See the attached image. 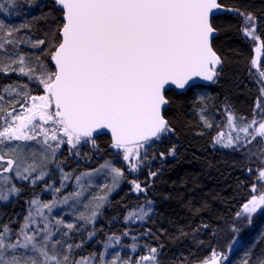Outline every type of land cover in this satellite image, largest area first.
Segmentation results:
<instances>
[{"label": "trees", "instance_id": "obj_1", "mask_svg": "<svg viewBox=\"0 0 264 264\" xmlns=\"http://www.w3.org/2000/svg\"><path fill=\"white\" fill-rule=\"evenodd\" d=\"M16 2H20L19 17L8 24L21 35L19 48L30 55L32 51L29 52L31 46L28 45L37 47L35 56L38 62L54 71L51 52L60 39L63 24L61 6L56 0ZM219 3L224 11L211 18L216 31L212 47L220 58L214 79L208 85H194L184 92L173 89L165 92L168 102L163 116L171 130L161 133L159 139L143 142L149 145L141 154L142 162L139 160L134 175L126 172L124 165L119 167L127 179L112 193L108 205L102 210V218L93 226L97 229L92 237L94 242L89 239L87 228L79 224L67 232L65 246L69 249L66 254L70 255L67 258L73 264L76 258L99 255L103 242L112 235L122 236L121 242L125 247L132 242L139 244V252L136 251L131 258L136 261L140 257L137 264H200L220 253L221 264H264V205L252 215L243 212L245 204L264 193V179L259 177L260 171L264 170V154L258 149L262 139L255 136L251 128L249 132L247 130V138L238 145L229 147L214 138L228 126L225 114L244 128L256 118H264V75L261 74L264 73V0H219ZM244 16L256 20V34L260 41L257 70L252 68L254 46L242 31ZM40 40L45 43L38 44ZM4 67L5 64L0 62V88L16 83L19 78L17 72L5 71ZM250 75L251 78L256 76L255 80ZM221 124L227 125L221 128ZM252 137V142L247 144ZM111 144L106 133L85 140L84 145H88L85 157L90 156L91 159L87 165L92 164L89 168L100 164L102 158L110 159L111 154L118 153ZM249 146H258L260 152ZM251 158L256 164L260 161V166L255 165ZM251 172L257 175L254 174L253 178ZM131 178L142 185L141 192L134 193L128 186ZM40 187L22 183L17 196L8 203H0V230L7 228L9 235L6 240L16 237L29 200L40 192ZM146 204L151 205V211L141 223L132 225L126 222L131 210ZM124 232L136 238L123 237Z\"/></svg>", "mask_w": 264, "mask_h": 264}, {"label": "snow or ice", "instance_id": "obj_2", "mask_svg": "<svg viewBox=\"0 0 264 264\" xmlns=\"http://www.w3.org/2000/svg\"><path fill=\"white\" fill-rule=\"evenodd\" d=\"M56 3L63 10L64 22L60 39L51 52L55 71L41 65L39 83L47 95L31 97L28 115L14 116L19 124L13 126L6 121L7 126L0 131V143L34 139L23 129L39 117L41 121L59 125L69 142L90 138L98 129H110L114 147L123 148L127 160L140 141L159 139L161 133L171 130L161 116V106L167 103L163 95L165 85L184 88L194 76L212 80L215 73L209 66L220 63L209 40L214 31L209 13L220 7L217 0H56ZM53 104L55 111H48ZM36 127L39 126L33 125ZM40 131L47 140V130ZM257 134L264 137V123ZM51 139L56 140V135ZM5 156L6 153L0 154V162L5 161ZM6 164L4 171L13 169L12 159ZM259 177L264 179V170ZM261 205L264 195L245 204L244 211L255 212ZM32 239L25 236L26 241ZM17 246L6 245L0 235V250ZM42 254L47 255L43 251ZM0 264L18 262L0 260ZM211 264H217L215 257Z\"/></svg>", "mask_w": 264, "mask_h": 264}, {"label": "rangeland", "instance_id": "obj_3", "mask_svg": "<svg viewBox=\"0 0 264 264\" xmlns=\"http://www.w3.org/2000/svg\"><path fill=\"white\" fill-rule=\"evenodd\" d=\"M16 1L17 0H0V5H2V7H0V62L5 64V71H15L19 77L16 83L0 88L1 131L7 126L6 121L12 123L13 126L20 123L19 120H14V116L28 115L27 109L30 108L33 103L31 97L44 95L46 93L44 86L39 83L41 65L44 64L38 62L35 56L37 47L35 48L32 45H28L31 46L29 47V52L32 51V53H30V55L23 53L22 49L19 48L20 44H18L21 43L19 42L21 37L20 33L14 31V27H10L8 24L9 21L19 17L18 13L21 7L19 6L20 2ZM24 1L25 0H23V2ZM248 17L251 16H244L242 31L244 37L249 39L254 46L253 62L255 61V63H252V68L257 70L260 60V47H257L256 20L253 17L249 20ZM10 40H12V42L8 43ZM21 68H23V72L20 71ZM48 70L52 71L50 68ZM259 77H261V75H259ZM21 78H23V82ZM3 99L7 100L4 101ZM6 102L11 104H9L10 107L7 106L8 104ZM36 103H39V101H36ZM225 115L228 126L225 131L222 130L218 133L215 139H218L220 143L229 147L241 144L243 140L247 138V131H241L244 127L239 123H235L232 117L227 114ZM254 121V124L251 122V124H245V127L248 132L250 128L253 129L255 132L254 135L259 136L257 134V129L260 124L264 123V118L258 117ZM227 124H225V126ZM33 125H38L39 127L34 129ZM41 128L47 130V140L40 131ZM59 129V125L53 124L52 122L41 121L39 117H37L32 125L23 129L25 134L34 136V139L11 140L0 143V154L6 153L5 161L0 162V164L3 165V167H0V203L2 202L1 204H4L5 201V203H7V201L17 196L20 192V184L22 183H27L29 186L41 185L40 192L33 194L29 200L26 210L27 213L25 214L26 217L24 216L26 220L23 217L21 222L22 226L16 234V237L11 241L6 240L9 234L5 232V229L0 230V235L3 236L6 245L9 243L18 245L16 248L0 250V260L2 261L10 262L15 260L18 264H33V261L35 264H57V261H59V264H73V261H68V258L65 260V257H70V255L66 254L69 248L65 246L67 232L72 230V228L67 226L71 224L74 227L80 223L79 225H84L88 231L90 230L88 234L90 233L89 238H92L94 235V228H90V225L93 227V225L99 221L103 208L109 203L108 199H110L112 193L116 191L115 189H118L121 182L124 181V170L122 169V171L119 167L124 165L126 172H130L131 175H134V172L139 166V160L142 162V157L140 156L144 151L146 152V148L149 145L148 143H140L134 148L133 153L127 160L124 158L125 151L123 149L121 152L111 154V160L102 158L105 163L103 164L101 161V165L97 164V168L96 165L93 168H89L92 164L87 165L90 163L91 159L89 158L90 156L85 157L86 147L88 146L84 145L86 139L81 138L78 142L73 139L70 143L68 142L67 136L62 137L59 135ZM53 134L56 135V140L51 139ZM237 137L239 139H237ZM259 137L262 139L261 145L258 148L260 150L261 148L264 149L262 146L264 144V137ZM252 139L253 137L251 140ZM251 140L249 142H251ZM249 142H247V144ZM262 149L260 151H263L264 154V150ZM8 159L14 161L13 169L4 171L3 169L7 167L6 161ZM29 165H32V167L29 168ZM79 167L82 168L80 169ZM87 167L88 169H84ZM114 170H118V172ZM128 182L134 193L143 190L141 186V190L136 189L138 181L129 180ZM111 185L112 188H110ZM138 185L140 184L138 183ZM65 187H67V189ZM109 189L111 192L107 191ZM61 193H63V196ZM255 197V199H259L260 196ZM45 205H48V207H45ZM103 205L104 207H102ZM260 207H258L256 211H258ZM150 211V204L131 210L127 214L128 219L126 222H130L129 224L132 225L141 223ZM243 212L249 215L255 213ZM98 217L99 219H97ZM94 221L95 223H93ZM84 223L88 224L85 225ZM59 229L60 233L58 232ZM25 236L32 237L33 239L30 242L26 241ZM61 237L62 239H60ZM123 237H128L130 240L133 238L128 232H124ZM135 238L136 237L133 239ZM121 239L122 236L119 235L109 236L107 240L103 242L100 254L97 255V257L94 254L82 256L75 260L74 263L137 264L140 257H138L136 261H132L131 258L137 251V246H139V244L132 242L125 247ZM55 241L60 242L57 244ZM19 245L26 246L20 247ZM48 248L50 250H48ZM42 251L46 252L47 255H43ZM53 257H55V259H53Z\"/></svg>", "mask_w": 264, "mask_h": 264}, {"label": "bare ground", "instance_id": "obj_4", "mask_svg": "<svg viewBox=\"0 0 264 264\" xmlns=\"http://www.w3.org/2000/svg\"><path fill=\"white\" fill-rule=\"evenodd\" d=\"M256 38H257V40H258L259 37H256ZM259 40H260V39H259ZM249 41H250V40H249ZM246 42H247V41H246ZM248 43H249V42H248ZM250 44H251V43H250ZM250 44H249V45H250ZM254 44H255V43H254ZM257 44H258V43H257ZM259 45H260V44H259ZM249 47H250V46H249ZM249 49H250V48H249ZM255 49H256V48H255ZM254 51H255V50H254ZM261 51H262V50H261ZM252 56H253V55H252ZM256 64H257V63H256ZM220 66H221V64H220ZM220 66H219V67H220ZM255 66H256V65H255ZM248 67H249V65H248ZM260 67H262V66L260 65ZM249 68H250V67H249ZM255 68H256V67H255ZM257 68H258V67H257ZM217 69H219V68H217ZM258 69H259V68H258ZM249 70H250V69H249ZM217 71H218V70H217ZM219 71H220V70H219ZM252 71H254V70L252 69ZM250 72H251V70H250ZM251 73H252V72H251ZM258 73H259V72H258ZM261 74H262V73H261ZM252 75H253V74H252ZM247 77H248V76H247ZM254 77H256V76H254ZM254 77H252V78H254ZM216 78H218V77H216ZM250 78H251V75H250ZM250 78H249V79H250ZM252 78H251V79H252ZM247 80H248V79H247ZM252 80H253V79H252ZM252 80H251V81H252ZM254 80H255V78H254ZM260 81H261V80H260ZM254 83H255V82H254ZM258 83H259V80H258ZM249 84H250V83H249ZM251 84H252V83H251ZM251 84H250V85H251ZM259 84H261V83H259ZM253 86H254V85H253ZM257 88H259V86H258ZM257 88H256V90H257ZM29 89H30V88H29ZM258 91H259V90H258ZM28 92H29V91H28ZM183 92H184V91H183ZM5 98H6V97H5ZM5 98H4V99H5ZM4 99H3V100H4ZM6 100H7V99H6ZM6 100H4V101H6ZM14 100H15V99H14ZM1 101H2V100H1ZM9 101H10V100H9ZM10 102H12V101H10ZM13 102H14V101H13ZM167 102H168V101H167ZM6 103H7V102H6ZM6 103H5V105H6ZM7 104H8V103H7ZM9 104H10V103H9ZM9 104H8L7 106H9ZM5 105H4V106H5ZM10 105H11V104H10ZM24 105H25V104H24ZM4 106H3V107H4ZM9 107H10V106H9ZM4 108H6V107H4ZM7 108H8V107H7ZM204 108H205V107H204ZM20 109H21V108H20ZM208 109H209V108H208ZM3 111H4V110H3ZM3 111H2V112H3ZM13 111H14V110H13ZM17 112H18V111H17ZM196 112H197V111H196ZM199 112H200V111H199ZM1 114H3V113H1ZM9 114H10V113H9ZM12 114H13V112H12ZM12 114H10V115H12ZM249 115H250V114H249ZM0 116H1V115H0ZM198 116H199V115H198ZM198 116H197V117H198ZM202 116H203V115H202ZM217 116H218V115H217ZM204 117H205V116H204ZM200 118H201V116H200ZM205 118H206V117H205ZM213 118H214V117H213ZM222 118H223V116H222ZM227 118H228V117H227ZM200 120H201V119H200ZM202 120H203V119H202ZM202 120H201V121H202ZM211 120H212V119H211ZM211 120H210V121H211ZM215 120H216V119H215ZM223 120H224V118H223ZM223 120H221V121H223ZM208 121H209V120H208ZM210 121H209V122H210ZM217 121H218V120H217ZM3 122H4V121H3ZM203 122H204V121H203ZM205 122H207V121H205ZM209 122H207V123L210 124ZM212 122H213V120H212ZM223 122H224V121H223ZM207 123H206V124H207ZM204 124H205V123H204ZM216 124H217V123H216ZM212 125H213V124H212ZM219 125H220V124H219ZM219 125H218V126H219ZM213 126H214V125H213ZM221 126H222V124H221ZM224 126H225V125H223L221 128H223ZM207 127H209V126H207ZM215 127H216V126H215ZM219 127H220V126H219ZM217 128H218V127H217ZM204 129H206V128H204ZM225 129H226V128H225ZM0 131H1V130H0ZM205 131H206V130H205ZM219 131H220V129H219ZM223 131H224V129H223ZM216 132H217V131H216ZM218 133H219V132H218ZM222 133H223V132H222ZM216 134H217V133H216ZM217 137H218V136H217ZM214 138H215V137H214ZM211 140H212V139H211ZM216 140L218 141V139H216ZM216 140H214V141L216 142ZM250 140H251V139H250ZM250 140H248L247 142H249ZM149 141H150V140H149ZM167 142H168V141H166V143H167ZM251 142H252V141H251ZM212 143H213V142H212ZM171 144H172V143H171ZM218 144H219V143H218ZM250 144H251V143H250ZM174 145H175V144H174ZM223 145H224V144H223ZM252 145H253V144H252ZM161 146H162V145H161ZM161 146H160V147H161ZM213 146H214V145H213ZM220 146H221V145H220ZM262 146L264 147V144H263ZM211 147H212V146H211ZM247 147H248V145H247ZM257 147H258V146H257ZM257 147H252V148H251V147L249 146V148H251L252 150H253V148H254V149L256 148V150L258 151ZM171 148H173V147L171 146ZM174 148H175V147H174ZM215 148H216V147H215ZM219 148H220V147H219ZM219 148H218V149H219ZM245 148H246V147H245ZM168 149H169V148H168ZM261 149H262V148H261ZM261 149H260V150H261ZM157 150H158V149H157ZM247 150H249V149L247 148ZM262 150H264V149H262ZM245 151H246V150H245ZM163 152H164V151H163ZM174 152H175V151H174ZM249 152H251V151H249ZM253 152H256V151L254 150ZM253 152H251V153H253ZM259 152H260V151H258L257 153H259ZM262 152H263V151H262ZM157 153H158V152H156L155 154H157ZM161 153H162V152H161ZM167 153H168V151H167ZM104 154H105V153H104ZM254 154H256V153H253L252 155H254ZM150 155H151V153L149 154V156H150ZM166 155H167V154H166ZM249 155H250V154H249ZM259 155H260V154H258V157H259ZM151 156H152V155H151ZM167 156L169 157V155H167ZM261 156H263L262 153H261ZM105 157H106V156H105ZM158 157H159V153H158ZM263 157H264V156H263ZM114 158H115V157H114ZM103 159H104V158H103ZM154 159H156V158H154ZM157 159H158V158H157ZM251 159H254V158H251ZM260 159H262V158H260ZM105 160H106V159H105ZM110 160H111V159H110ZM112 160H113V159H112ZM150 160H151V159H150ZM150 160H149V161H150ZM101 161H102L103 164L105 163V162H103V160H101ZM253 161H254V163H255V159H254ZM253 161H252V162H253ZM152 162H153V160H152ZM257 162H258V158H257ZM259 162H260V161H259ZM259 162H258L257 164L255 163V165L260 166ZM96 163H97V162H96ZM147 163H148V162H147ZM158 163H159V162H158ZM254 163H253V164H254ZM98 164H99V163H98ZM148 164H149V163H148ZM155 164H156V162H155ZM262 164H263V163H261V165H262ZM100 165H101V164H100ZM149 165H150V164H149ZM250 165H251V164H250ZM255 165H254V166H255ZM159 166H160V165H159ZM258 166H257V168H259ZM97 167H98V166L96 165V168H97ZM249 167H250V166H249ZM263 167H264V166H263ZM92 168H93V167H92ZM149 168H150V167H149ZM253 168H254V167H253ZM152 169H153V168H152ZM251 169H252V168H251ZM89 170H91V169H89ZM252 171L254 172V170H252ZM253 172H251V173L253 174V178H254V174H255L256 172H255V173H253ZM256 175H257V174H255V176H256ZM134 178H135V177H134ZM126 179H127V178H126ZM126 179H123V180H126ZM128 179H129V178H128ZM131 179H132V178H131ZM148 179H149V178H148ZM132 180H133V179H132ZM134 180H135V179H134ZM138 180H139V179H138ZM143 181H144V180H143ZM143 181H142V182H143ZM256 181H257V180H256ZM256 181H255V182H256ZM120 182H121V181H120ZM135 182H137V179L135 180ZM142 182H141V183H142ZM117 183H118V182H117ZM125 183H126V181H125ZM128 183H129V182H128ZM138 183H139V182H137V184H138ZM119 184H120V183H119ZM121 184H122V183H121ZM126 184H127V183H126ZM133 184H134V183H133ZM114 185H115V184H114ZM117 185H118V184H117ZM255 185H256V184H255ZM122 186H123V185H122ZM124 186H125V185H124ZM128 186L130 187V185H128ZM141 186H142V185H141ZM129 187H127V188H129ZM144 187H145V186H144ZM255 187H256V186H255ZM65 188L67 189V187H65ZM110 188H112V185H111ZM62 189H63V188H62ZM62 189H61V190H62ZM107 189H108V188H107ZM119 189H120V188H119ZM145 189H146V187H145ZM115 190L117 191V189H115ZM123 190H124V189H123ZM125 190H126V189H125ZM127 190H128V189H127ZM129 190H130V188H129ZM134 190H135V189H134ZM139 190H141V189H139ZM107 191L111 192L110 189L107 190ZM61 192H62V191H61ZM64 192H65V190H64ZM127 192H128V191H127ZM139 192H141V191H139ZM145 192H146V191H145ZM65 193H66V192H65ZM71 193H73V192H71ZM116 193H117V192H116ZM136 193H137V192H136ZM62 194H63V193H61V195H62ZM67 194H68V192H67ZM67 194H65V195H67ZM130 194H131V192H130ZM263 194H264V193H262V195H263ZM65 195H64V196H65ZM70 195H71V194H70ZM134 195H135V194H134ZM145 195H146V194H145ZM262 195H261V196H262ZM62 196H63V195H62ZM140 196H141V194H140ZM145 197H146V196H145ZM253 197H254V196H253ZM63 198H65V197H63ZM66 198H67V197H66ZM141 198H142V196H141ZM255 198H256V197H255ZM251 199H252V198H251ZM10 200H11V199H10ZM108 200H109V199H108ZM252 200H253V199H252ZM109 201H110V200H109ZM5 202H6V201H5ZM5 202H4V204H5ZM8 202H9V201H7V203H8ZM97 202H98V201H97ZM1 203H2V202H1ZM98 203H99V202H98ZM100 203H101V202H100ZM96 204H97V203H96ZM104 204H105V203H104ZM106 204H107V203H106ZM106 206H107V205H106ZM106 206H105V208H106ZM102 207H104V205H103ZM243 207H244V206H243ZM260 208H261V207H260ZM19 209H20V208H19ZM98 209H99V208H98ZM25 210H26V209H25ZM17 211H18V210H17ZM22 211H23V210H22ZM16 213H17V212H15V214H16ZM20 213H21V211H20ZM24 213H27V212L25 211ZM21 214H23V213H21ZM100 214H101V213H100ZM100 214H98V215H100ZM1 215L4 216V213H2ZM23 215H24V214H23ZM255 215H257V214H255ZM15 216H16V215H15ZM19 216H20V215H19ZM21 216H22V215H21ZM24 216L26 217V215H24ZM100 216H101V215H100ZM11 217H12V216H11ZM25 217H24V219H25ZM95 217H96V216H95ZM1 218H2V216H1ZM4 218H5V217H4ZM7 218H8V217H7ZM9 218H10V216H9ZM101 218H102V217H101ZM236 218H237V217H236ZM240 218H241V220H242L243 217H239V218H237V219H240ZM97 219H99V217H98ZM127 219H128V216H127ZM237 219H235V221H236ZM243 219H244V218H243ZM0 220H1V219H0ZM12 220H13V219H12ZM17 220H18V219H17ZM21 220H23V218H21ZM25 220H26V219H25ZM94 220H95V219H94ZM84 221H85V220H84ZM96 221H97V220H96ZM126 221H127V220H126ZM237 221H238V220H237ZM237 221H236V223H238ZM7 222H8V221H7ZM20 222H21V221H20ZM78 222H79V221H78ZM85 222H86V221H85ZM87 222H88V221H87ZM98 222H99V221H98ZM138 222H139V221H138ZM239 222H241V221L239 220ZM243 222H244V220H243ZM243 222H242V223H243ZM5 223H6V222H5ZM16 223H17V222H16ZM23 223H25V222H23ZM74 223H75V222H74ZM93 223H95V221H94ZM93 223H92V224H93ZM96 223H97V222H96ZM127 223H128V222H127ZM129 223H130V222H129ZM244 223H247L246 220H245ZM9 224H10V223H9ZM9 224H8V225H9ZM13 224H14V223H13ZM79 224H80V223H79ZM84 224H85V223H84ZM86 224H88V223H86ZM86 224H85V225H86ZM233 224H234V223H233ZM14 225H15V224H14ZM64 225H65V224H64ZM235 225H237V224H235ZM240 225H241V224H240ZM3 226H4V225H3ZM16 226H17V224H16ZM21 226H22V225H20V228H21ZM83 226H84V225H83ZM93 226H96V225H93ZM78 227H80V226H78ZM234 227H235V226H234ZM237 227H238V226H237ZM58 228H59V227H58ZM90 228H93V227H91V225H90ZM90 228H88V229H90ZM56 229H57V228H56ZM61 229H62V226H61ZM84 229H86V228H84ZM8 230H9V229H8ZM12 230H13V229H12ZM14 230H15V229H14ZM79 230H82V229H79ZM95 230H97V229H94V231H95ZM98 230H99V229H98ZM18 231H19V230H18ZM59 231H60V229L58 230V232H59ZM89 231H90V230H89ZM89 231H88V232H89ZM91 231H92V230H91ZM54 232H55V231H54ZM83 232H84V231H83ZM85 232H86V231H85ZM85 232H84V234H85ZM98 232H99V231H98ZM98 232H97V233H98ZM14 233H15V232H14ZM14 233H13V234H14ZM59 233H60V232H59ZM79 233H80V231H79ZM79 233H78V231H77V234H79ZM86 233H87V232H86ZM10 234H11V233H10ZM13 234H12L11 236H14ZM16 234H17V232H16ZM89 234H90V233H89ZM95 234H96V233H95ZM95 234H94V235H95ZM52 235H53V233H52ZM56 235H57V234H56ZM85 235H87V234H85ZM85 235H84V236H85ZM50 236H51V235H50ZM61 236H62V235H61ZM81 236H82V235H81ZM52 237H53V236H52ZM57 237H58V236H57ZM86 237H87V236H86ZM99 237H101V236L99 235ZM58 238H59V237H58ZM90 238H91V237H90ZM90 238H89V239H90ZM95 238H96V237H94L93 239H95ZM10 239H11V238H10ZM53 239H54V238H53ZM60 239H62V237H61ZM55 240H56V239H55ZM86 240H87V238H86ZM91 240H92V238H91ZM96 240H97V239H96ZM98 240H99V239H98ZM100 240H101V239H100ZM102 240H104V239L102 238ZM52 241H53V240H52ZM60 241H61V240H60ZM60 241H57V242L55 241V242H56L57 244H59L58 242H60ZM89 241H90V240H89ZM89 241H88V242H89ZM92 241H93V240H92ZM46 242H47V241H46ZM46 242H45V243H46ZM49 242H51V241H49ZM55 242H53V243H55ZM86 242H87V241H86ZM93 242H94V241H93ZM100 242H101V241H99L98 243H100ZM120 243H121V242H120ZM48 244H49V243H48ZM89 244H90V243H89ZM89 244H88V245H89ZM95 244H97V243H95ZM95 244H94V245H95ZM51 245H52V243H51ZM97 245H98V244H97ZM49 246H50V244H49ZM49 246H47V247H49ZM57 246H59V245H57ZM92 246H93V245H92ZM95 246H96V245H95ZM53 247H54V246H53ZM137 247H138V246H137ZM54 248H55V247H54ZM92 248H95V247L93 246ZM123 248H124V247H123ZM44 249H45V248H44ZM48 250H50V249L48 248ZM51 250H52V249H51ZM99 250H100V249H99ZM124 252H125V251H124ZM137 252H139V251H137ZM140 252H141V251H140ZM98 253H99V252H98ZM147 253H148V252H147ZM99 254H100V253H99ZM142 254H143V253H142ZM141 256H142V255H141ZM89 257H90V256H89ZM96 257H97V255H96ZM135 257H136V256H135ZM136 258H137V257H136ZM76 259H77V258H76ZM76 259H75V260H76ZM78 259H79V258H78ZM95 260H96V259H95ZM96 261H98V260H96ZM96 261H95V262H96ZM203 261H204V260H203ZM76 262H77V261H76ZM74 264H75V263H74Z\"/></svg>", "mask_w": 264, "mask_h": 264}, {"label": "water", "instance_id": "obj_5", "mask_svg": "<svg viewBox=\"0 0 264 264\" xmlns=\"http://www.w3.org/2000/svg\"><path fill=\"white\" fill-rule=\"evenodd\" d=\"M217 3L220 5L219 0H217ZM223 11H224V7H223L222 5H220L219 8L212 9L211 12L209 13V22H210V24H211V18H212L214 15H216V14L222 13ZM63 15H64V13H63ZM62 19H63V16H62ZM63 22H64V21H63ZM211 26H212V24H211ZM212 27H213V26H212ZM213 29H214V28H213ZM215 35H216V31H215V29H214L213 33L210 34V38H209L211 47H212V39L214 38ZM259 44H260V41H258L257 47L259 46ZM212 49H213V47H212ZM213 51H214V49H213ZM214 52H215V51H214ZM216 54H217V53H216ZM217 56H218V55H217ZM218 57H219V56H218ZM52 62H53V65H54V67H55V62H54L53 60H52ZM217 66H218V64H217V65H214V66H213V65H210V66H209V67L214 71V73H215V74L213 75L212 80L214 79V77H215V75H216L215 68H216ZM212 80L204 79L202 76H194V77H192V79H191V80L185 85L184 88H179V87H177L176 85L169 83V84H166V85H165L164 90H163V95H164V97H165V92H166L167 90H169V89H173V90H175V91H177V92H182V91H184V90H186V89H188L189 87L194 86V85H204V86H205V85H208ZM165 99H166V97H165ZM166 100H167V99H166ZM166 104H167V103H166ZM166 104H164V105L161 106V116H162L163 118H164V116H163V110H164ZM102 133H106V134H108V135L110 136V138H111V141L113 142L112 134H111V130H110V129H98L96 132L93 133V136L96 135V134H102ZM152 138H155V137H150L149 139H152ZM149 139H148V140H149ZM140 142H143V141H140ZM113 143H114V142H113ZM122 149H123V148H119V150H122ZM214 257L217 259V264H221L222 253H220V254H218V255H214V256L210 257L209 259H207V260L201 262L200 264H211V261L213 260Z\"/></svg>", "mask_w": 264, "mask_h": 264}, {"label": "flooded vegetation", "instance_id": "obj_6", "mask_svg": "<svg viewBox=\"0 0 264 264\" xmlns=\"http://www.w3.org/2000/svg\"><path fill=\"white\" fill-rule=\"evenodd\" d=\"M44 95H47V92L44 94ZM38 96H40V95H38ZM48 111H50V112H54L55 111V105L53 104L52 106H51V108L48 110ZM48 122H52V121H48ZM53 123V122H52ZM54 124V123H53ZM55 129V128H54ZM60 133H59V135L60 136H62V137H64L65 135L63 134V130H62V128L60 127ZM81 138H84V137H81ZM85 139V138H84ZM68 142H69V140H68ZM72 142V141H71ZM70 142V143H71ZM111 147L113 148V150L114 151H118V148H116V147H114V144H111ZM118 152H120V151H118Z\"/></svg>", "mask_w": 264, "mask_h": 264}]
</instances>
